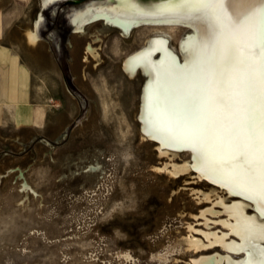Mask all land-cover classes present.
<instances>
[{
    "label": "rangeland",
    "instance_id": "rangeland-1",
    "mask_svg": "<svg viewBox=\"0 0 264 264\" xmlns=\"http://www.w3.org/2000/svg\"><path fill=\"white\" fill-rule=\"evenodd\" d=\"M88 1L61 3L57 13L39 0L2 3L18 16L28 14L12 20L20 27L42 12L41 39L50 40L45 51L54 66L37 65L25 49L1 50V69L11 70V92L18 95L11 101L33 108L31 85L37 128H0V264H195L202 254L222 251L217 245L194 250L185 242L189 234L207 241L202 231L224 228L217 222L224 214L208 212L209 221L201 215L213 206L214 198L203 193L214 186L193 172L173 177L157 169L169 157L139 130L144 78H131L121 67L149 28L123 37L98 22L74 38L67 11ZM167 30L176 46L183 28ZM86 42L96 57L86 54ZM40 78L47 79L43 90ZM188 156L181 151L175 161Z\"/></svg>",
    "mask_w": 264,
    "mask_h": 264
},
{
    "label": "bare ground",
    "instance_id": "bare-ground-1",
    "mask_svg": "<svg viewBox=\"0 0 264 264\" xmlns=\"http://www.w3.org/2000/svg\"><path fill=\"white\" fill-rule=\"evenodd\" d=\"M68 1L79 2L39 0V4L40 7L51 6L53 13H57L59 5ZM163 2L92 0L67 12L74 38L81 37L98 22H102L103 27L118 29L123 37L142 26L149 28L143 45L127 54L121 63L129 77L140 74L144 78L137 113L141 135L155 143L159 155L169 157L164 166L157 167L159 171L173 177L193 172L197 180H206L214 186L209 193H203V199L214 198L213 206L201 212L207 221L210 220L206 216L208 212L224 214L217 221L224 227L220 232L202 231L207 241L191 234L185 238L187 246L194 250L216 245L222 249L214 254H202L194 263L264 264V197L234 179L231 150L226 144L219 147L215 160L205 155L210 89L217 67L235 48L236 41L245 35L260 8V0H206L199 12L158 14L156 8ZM45 26L41 12L23 30L22 38L28 57L42 67L47 63L54 66L48 54L50 40L41 39L40 30ZM174 27L184 30L176 46L172 45L167 30ZM70 44L73 50L75 44ZM83 45L87 55L97 56L92 42ZM1 54L0 50V60ZM84 58L86 60L87 56ZM40 79L43 90L48 86L47 79ZM107 99L103 96L104 107L108 106ZM181 151L189 156L178 163L175 157ZM242 159L237 157L236 163ZM214 205H220L221 209H215Z\"/></svg>",
    "mask_w": 264,
    "mask_h": 264
},
{
    "label": "snow or ice",
    "instance_id": "snow-or-ice-1",
    "mask_svg": "<svg viewBox=\"0 0 264 264\" xmlns=\"http://www.w3.org/2000/svg\"><path fill=\"white\" fill-rule=\"evenodd\" d=\"M205 2L164 0L156 12H199ZM209 104L205 155L215 160L219 147L226 144L234 179L264 197V0L245 35L219 63ZM237 157L242 162L236 163Z\"/></svg>",
    "mask_w": 264,
    "mask_h": 264
},
{
    "label": "crops",
    "instance_id": "crops-1",
    "mask_svg": "<svg viewBox=\"0 0 264 264\" xmlns=\"http://www.w3.org/2000/svg\"><path fill=\"white\" fill-rule=\"evenodd\" d=\"M15 1L16 0H0V50L10 52L15 50H23L21 45L24 44V40H21L23 41L21 44L20 39L23 38V30L27 26H16L12 20H16L17 18H28V14L24 12L18 16V12L12 11L11 9L7 10L6 6H2L3 2L13 3ZM41 31H43V29ZM11 75V70L5 73L4 69L2 70L0 65V128L5 125H14L17 127L30 126L32 128H37V126L34 124L36 115V98L31 95V85L28 89V102L33 105V108L30 109L22 103H20L21 105L18 104V106L13 101H11V99L14 97L18 98L17 94L11 92ZM4 79H6L5 85H7L6 87L8 89V96L6 98H2V92L4 88H6L4 87ZM21 100L22 98L18 99L19 102H21Z\"/></svg>",
    "mask_w": 264,
    "mask_h": 264
},
{
    "label": "water",
    "instance_id": "water-1",
    "mask_svg": "<svg viewBox=\"0 0 264 264\" xmlns=\"http://www.w3.org/2000/svg\"><path fill=\"white\" fill-rule=\"evenodd\" d=\"M69 3H79V2H77V1H70Z\"/></svg>",
    "mask_w": 264,
    "mask_h": 264
}]
</instances>
